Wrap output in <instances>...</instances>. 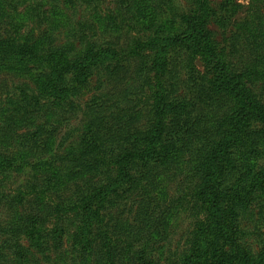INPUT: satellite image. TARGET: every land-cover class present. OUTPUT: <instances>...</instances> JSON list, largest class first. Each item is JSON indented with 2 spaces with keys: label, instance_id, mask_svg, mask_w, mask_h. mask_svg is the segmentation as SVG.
Here are the masks:
<instances>
[{
  "label": "rangeland",
  "instance_id": "rangeland-1",
  "mask_svg": "<svg viewBox=\"0 0 264 264\" xmlns=\"http://www.w3.org/2000/svg\"><path fill=\"white\" fill-rule=\"evenodd\" d=\"M12 20L15 44L43 45L0 55V249L17 251L0 264L29 251L45 254L29 264H247L245 250L264 264V0H0L4 40ZM158 37L172 44L156 65ZM94 42L118 56L91 73L93 60L49 57ZM69 68L87 81L61 107L41 88L70 89Z\"/></svg>",
  "mask_w": 264,
  "mask_h": 264
},
{
  "label": "trees",
  "instance_id": "trees-1",
  "mask_svg": "<svg viewBox=\"0 0 264 264\" xmlns=\"http://www.w3.org/2000/svg\"><path fill=\"white\" fill-rule=\"evenodd\" d=\"M11 7L16 8V6H13V3H12ZM36 17H37V20H39V21H41L42 20L41 18H43V17H41V14H39V13L36 15ZM9 27L10 28H8V29H12L11 31H13V34H9V37L7 39H5V40H4V37L6 35L2 36V34H1V36H0V55H7L9 53V52H7V49H12L14 51L12 53H14V54L16 53L15 51L17 49H19L17 55H20V56H23V57H25V56L37 57L38 55H36L35 53H39V52L41 53V50L39 49L40 45H43V42L41 40L32 41L33 38H31L30 40H27V38H24V39L22 38L23 42L21 44H15V38L18 37L20 34H17V29H16L17 25L14 23V20L11 21ZM194 32H196V34L194 35V37L196 38V41H198V40L199 41H203V42L206 41L207 44H208L209 48L204 53L203 57L205 59H208V58L210 59L213 56H215V52H216L217 46H216V44L212 43V41L208 38L209 34H202L203 30H201V29H199L198 31H194ZM148 41L149 42H146V43L151 45V46L149 45V48H151V52L157 51L159 49L158 48L159 45H157V44H159L161 42L162 43H166L167 44L166 47L171 46V44H172V41H169L168 39H161L160 37L155 38V39H149ZM166 41H168V42H166ZM95 43L96 42H94L93 45H89L86 50H83L82 51V53H83L82 55L73 54L72 50H70V49H68V50L61 49V50L51 51L50 52L51 54L49 55V57L65 58L67 60L68 64H69V67L74 65V62L80 60V58L81 59H86V61L93 60V62H94L93 65H91V67H89L86 70V72L91 73V71H92V69L94 67H98L99 65L103 66L104 63L107 62V59L112 58L113 56H115V57L118 56V55H116L117 51L114 48H110V49H109V47L108 48H102V46H96ZM166 50L167 49L164 46L163 48H160L158 50V52H156L155 57L158 59V61L155 62L156 65L158 64V62L163 64V62L167 59L166 58L167 57ZM52 52H54V53H52ZM115 57H113V58H115ZM76 59H78V60H76ZM112 60H114V59H112ZM112 60L110 59L109 61H112ZM77 63H75V64H77ZM76 67H79V66H76ZM156 69L159 70V71H162L161 69H158V68H156ZM62 72L64 73L66 71H62ZM69 72L74 74V80H75L73 82L74 85L71 86L70 89H65V88L60 87V84H56L54 82L55 80H52V81L48 80V86H43L41 88V90L43 92H45L44 95H46L48 97L52 96L54 98L53 103L57 104V105H60L61 107H63L65 105V101H68V99H70L73 95H75L78 91H80L83 88L82 87V83L87 81V78L85 80H83V81L81 80V78L83 76V72L82 71H79V70L72 71L70 69ZM89 73H86L87 77H88ZM19 90L21 91L23 96H26L25 90H23L22 88H20ZM42 91H41V94H39L36 97V100H39V98L43 97V92ZM65 92L68 93V95H69L67 97V99H64V97H63V95H64L63 93H65ZM235 92L237 94L236 90H235ZM34 99H35V96H34ZM159 101H161V99H159ZM254 103H256V102H250V105H253ZM257 104L259 105L261 103L257 102L255 105H257ZM38 105H39L38 103L30 104L29 105V110L36 109V107ZM243 105L247 106V103L243 101ZM23 109H24V107L19 106V108L17 107V110L14 113H12L9 116H7V118L4 121V123L6 124V127L9 128V125H11L19 117V115L23 111ZM256 109H257V107H256ZM256 109H255V111H256ZM155 126H156V130H154L152 132V134H148L150 136L143 141V142H146V143L148 142L147 145H146L148 147L145 146L146 148L144 149L143 152L148 151V148L151 147V146H156V144H158L159 141L162 138L163 129L165 128L163 120H159L158 122H156ZM233 137H235V136H233ZM132 138L133 137H131L130 139H132ZM99 139H100V136L96 135L95 139L93 141L94 142V148H95V146H96V148H99V145H100ZM128 141H129V139H128ZM143 142L141 141V143H143ZM226 142H227L226 138L224 140H220V142L218 143L217 146H225ZM141 143H140V145H141ZM140 145L133 146V144H132L133 150H131L130 153L134 155L135 152L138 151V148H139ZM39 148L40 147H38L37 149H39ZM143 148H144V146L141 145V150ZM4 161L7 162L8 159L4 156V154L0 153V174L4 173L3 169L8 164V163H4ZM214 163L218 164L217 162H214ZM213 171L214 172H212L211 177L215 178L217 176V172H215L216 168ZM26 221L27 220H25L24 222H26ZM30 222L31 221H29V223ZM231 230L232 229L221 230V231L223 233L224 232L228 233V231L231 232ZM25 231L28 234V236H26V237H30L31 238V236H32V238H36V234L33 235L32 231L29 228V224L25 227ZM22 232H24V228L22 229ZM41 232L38 234L39 236H38V238H36L37 241L35 242V245L38 248H39V246H46V244L41 243L40 241L45 240L46 238L49 237V234H43V232L42 233ZM42 234H43V236H41ZM12 244H13V242L10 244L9 247H4L5 245H2V247L0 249V259H4V258L7 257V255H5L6 253L2 252L3 249L4 250H9L10 252L12 251V255H15V256L17 255V251H16V249L12 248ZM244 253H245V256L247 258V264H250V263L251 264H259V261L255 260L256 255L253 254L252 251L245 250ZM35 255H40L38 260H42L41 257H45L44 252L33 253V252L29 251L24 256H23V254H21V259L19 260L18 264H29V262L34 260ZM260 258L263 259V256H261Z\"/></svg>",
  "mask_w": 264,
  "mask_h": 264
}]
</instances>
